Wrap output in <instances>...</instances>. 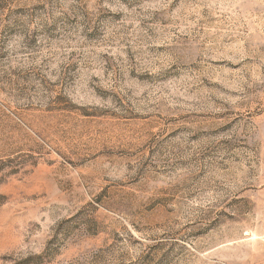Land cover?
<instances>
[{"label": "rangeland", "instance_id": "rangeland-1", "mask_svg": "<svg viewBox=\"0 0 264 264\" xmlns=\"http://www.w3.org/2000/svg\"><path fill=\"white\" fill-rule=\"evenodd\" d=\"M0 264H264V0H0Z\"/></svg>", "mask_w": 264, "mask_h": 264}]
</instances>
